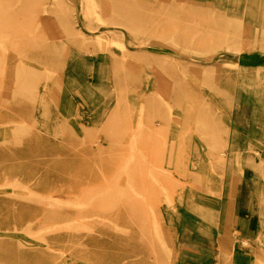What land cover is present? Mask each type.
Listing matches in <instances>:
<instances>
[{
    "label": "rangeland",
    "instance_id": "rangeland-1",
    "mask_svg": "<svg viewBox=\"0 0 264 264\" xmlns=\"http://www.w3.org/2000/svg\"><path fill=\"white\" fill-rule=\"evenodd\" d=\"M0 264H264V0H0Z\"/></svg>",
    "mask_w": 264,
    "mask_h": 264
},
{
    "label": "bare ground",
    "instance_id": "bare-ground-1",
    "mask_svg": "<svg viewBox=\"0 0 264 264\" xmlns=\"http://www.w3.org/2000/svg\"><path fill=\"white\" fill-rule=\"evenodd\" d=\"M99 18H100V17H99ZM116 186H117V185H116ZM113 187H114V186H113ZM112 189H115V190H116V188H111V189H108V188H107V189H105V190H110V192H111V191H113ZM103 191H104V190H102L101 192H103ZM66 192H68V191L66 190L64 193H66ZM101 192H100V193H101ZM116 192H117V191H116ZM116 192H115V193H116ZM55 193H56V192H55ZM111 193L113 194V192H111ZM68 194H70L69 196H71V197H72V195H74V196H73L74 198H71V197H70V198H67V199H74V200H75V204H76V202H77V204H82V203L85 204V203H87V202H93V203L95 202V205H97V206H95V207H98V206H99L98 203H99L100 201L102 202V200L98 201V200L101 199V198L97 199L98 197H95V196H100L102 193H101V194L98 193L99 195H96V194H95V196H94V194L91 195V194H89V193H88L87 195H84V194H80V193L76 190V191H72V193H70V192L66 193V195H68ZM104 194H109V193L106 191ZM116 194H117V193H116ZM49 195H50V194H49ZM51 195H52V194H51ZM102 195H103V194H102ZM102 195H101V197L103 198L104 195H103V196H102ZM118 195H119V192H118ZM115 196L118 197L117 195H115ZM111 197H114V196H111ZM95 198H96V199H95ZM105 198H106V199H109L108 196H106V197L104 196V199H105ZM119 198H121V196H120ZM65 199H66V198H65ZM95 200H96V201H95ZM109 200H112V199H109ZM56 201H59V200H56ZM103 201H104V200H103ZM112 201H115L114 198H113ZM112 201H108V207H109V202L111 203ZM115 202H116V201H115ZM93 203H92V204H93ZM102 203H104V202H102ZM113 203H114V202H113ZM123 203H124V201H123ZM115 204H116V203H115ZM115 204H113V205H115ZM124 204H125V203H124ZM56 205H58V204H56ZM87 205H88V204H87ZM100 205H101V203H100ZM103 205L105 206L106 204L104 203ZM88 206H89V205H88ZM92 206H93V205H92ZM111 206H112V204H111ZM100 207H103V206H100ZM100 207H99V209H101ZM108 207L105 206L104 208H107V209H108ZM111 208H112V207H111ZM111 208H110V209H111ZM97 209H98V208H96L95 211H97ZM99 209H98V211H101V212H102V209H101V210H99ZM108 210H109V209H108ZM78 213H79V215H82V214H86V213H88V212H86L85 209H80V211H78Z\"/></svg>",
    "mask_w": 264,
    "mask_h": 264
}]
</instances>
